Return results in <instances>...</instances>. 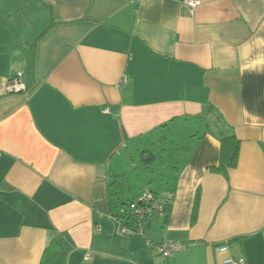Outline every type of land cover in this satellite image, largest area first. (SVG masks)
I'll use <instances>...</instances> for the list:
<instances>
[{
	"label": "crops",
	"instance_id": "1",
	"mask_svg": "<svg viewBox=\"0 0 264 264\" xmlns=\"http://www.w3.org/2000/svg\"><path fill=\"white\" fill-rule=\"evenodd\" d=\"M183 1L0 0V264L55 239L66 264H264V0ZM154 142L183 155L172 209L123 232L111 178Z\"/></svg>",
	"mask_w": 264,
	"mask_h": 264
},
{
	"label": "rangeland",
	"instance_id": "2",
	"mask_svg": "<svg viewBox=\"0 0 264 264\" xmlns=\"http://www.w3.org/2000/svg\"><path fill=\"white\" fill-rule=\"evenodd\" d=\"M195 128L183 133L182 138L188 139L197 131H201L202 133V123L199 122V128ZM154 144V146L150 145L140 148L141 151L139 152L136 148L130 147L131 155L130 151L123 150L122 160H124V166L116 171L118 175H123L122 180H120L124 189L123 201L127 202L128 200L137 199L150 192L159 194V200L162 201L165 198L166 190L174 187L176 173L173 168H181L179 157L183 158V155L176 157L174 152L176 149L170 144L160 145L155 142ZM144 149H149L156 157L160 156L164 163L162 164L158 159L145 163L141 155ZM163 150L168 153L164 154ZM173 155H175L174 159L172 158ZM131 156L134 158L133 161L129 159ZM148 157L149 155L145 157V160ZM113 180L111 178V183Z\"/></svg>",
	"mask_w": 264,
	"mask_h": 264
},
{
	"label": "trees",
	"instance_id": "3",
	"mask_svg": "<svg viewBox=\"0 0 264 264\" xmlns=\"http://www.w3.org/2000/svg\"><path fill=\"white\" fill-rule=\"evenodd\" d=\"M221 152L219 164L215 167H211L210 171L228 177L229 171L235 169L239 162L241 142L235 134L224 136L220 140ZM120 177H116L115 180L109 185L110 196L117 202L118 213L115 215L116 219L120 222L121 228L129 229L132 232H139L142 228L143 221L147 218L149 213L140 215L137 211L147 209L149 204L141 202V197L137 199L123 201L124 189L120 182ZM175 189L171 190L174 193ZM152 194L154 200L158 202L164 212L165 218H168L172 209V197L161 202L157 193ZM136 204V208H131ZM150 209V208H149ZM67 253L58 239L53 240L47 248L44 250L41 264H66Z\"/></svg>",
	"mask_w": 264,
	"mask_h": 264
},
{
	"label": "built area",
	"instance_id": "4",
	"mask_svg": "<svg viewBox=\"0 0 264 264\" xmlns=\"http://www.w3.org/2000/svg\"><path fill=\"white\" fill-rule=\"evenodd\" d=\"M183 2L191 8H197L201 4L200 0H184ZM25 89H26L25 84H23L18 78L9 80L5 84V91L8 93H18L24 91ZM140 201L150 205L149 207L150 209L147 208L143 210H138L137 212L140 215H143L144 213H149L147 217L152 216L154 213H159L161 215H164L162 206L154 200L152 194H144ZM131 208L133 209L136 208V204L132 205ZM122 230L123 232H132L126 228H123ZM184 249L185 246L177 242H166L156 247V251L158 252V254L167 260L172 258L175 253L182 251ZM228 250H229L228 246H222L220 248L221 253H226ZM241 263H242L241 261L240 262L235 261L234 259H228L225 261V264H241Z\"/></svg>",
	"mask_w": 264,
	"mask_h": 264
}]
</instances>
